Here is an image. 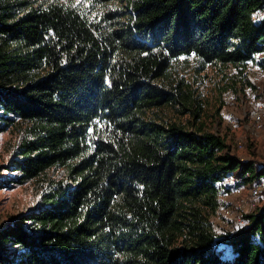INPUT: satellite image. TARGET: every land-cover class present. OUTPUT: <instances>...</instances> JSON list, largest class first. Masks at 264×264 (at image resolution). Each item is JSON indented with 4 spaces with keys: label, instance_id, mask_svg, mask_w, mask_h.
Returning <instances> with one entry per match:
<instances>
[{
    "label": "trees",
    "instance_id": "trees-1",
    "mask_svg": "<svg viewBox=\"0 0 264 264\" xmlns=\"http://www.w3.org/2000/svg\"><path fill=\"white\" fill-rule=\"evenodd\" d=\"M254 10L264 0H0L6 168L39 196L0 230V264H264V197L224 238L212 221L227 179L257 184L264 164L209 129L183 71L252 60Z\"/></svg>",
    "mask_w": 264,
    "mask_h": 264
},
{
    "label": "rangeland",
    "instance_id": "rangeland-1",
    "mask_svg": "<svg viewBox=\"0 0 264 264\" xmlns=\"http://www.w3.org/2000/svg\"><path fill=\"white\" fill-rule=\"evenodd\" d=\"M192 67L194 66L191 65V68L183 71L187 78L195 83V87L204 95L205 100L209 101L206 104L208 109L206 121L209 129L215 131L217 126L222 129V135L226 136L229 144L232 145L233 150L241 159H255L260 164H264V127L259 137L249 138L248 127L251 125V120L248 115L243 121L240 120L241 124L236 129L225 125L222 120L218 119L219 116L217 117V108L230 87V84L224 82L226 79H229L228 81L233 80L234 65H210L202 74L196 73ZM15 139L11 130L0 132V219L3 220L17 218L35 208L39 203V196L31 183L17 185L11 182V179L16 176V172L8 170L6 166ZM239 141L245 145L244 148L238 147ZM219 199L220 207L213 214L212 221L220 238H224L232 231L235 232L243 227L246 220L242 214L252 212L259 203H262L259 197L251 196L248 190L238 194L234 187H231L230 190L224 188ZM229 208L232 210V214L226 213V209Z\"/></svg>",
    "mask_w": 264,
    "mask_h": 264
},
{
    "label": "built area",
    "instance_id": "built-area-1",
    "mask_svg": "<svg viewBox=\"0 0 264 264\" xmlns=\"http://www.w3.org/2000/svg\"><path fill=\"white\" fill-rule=\"evenodd\" d=\"M251 18L255 21L264 19V10H254ZM195 52L188 55L189 60H195ZM184 74V73H181ZM233 80L226 79L224 83L230 84L227 94L219 110V117L222 123L236 129L240 126V120H244L248 115L251 125L248 127L249 138L259 137L264 127V49L257 52L253 59L239 67H233ZM215 132L222 135V129L218 126ZM247 138V136H246ZM248 138L246 139L247 142ZM245 142V141H244ZM239 148L245 145L239 141ZM226 183L233 185L236 193L241 194L245 190L254 197H264V179L254 185H242L235 177L227 179ZM227 214H232V210L226 209ZM12 219H0V230L12 224ZM244 224V223H243ZM231 233H234L232 231Z\"/></svg>",
    "mask_w": 264,
    "mask_h": 264
}]
</instances>
